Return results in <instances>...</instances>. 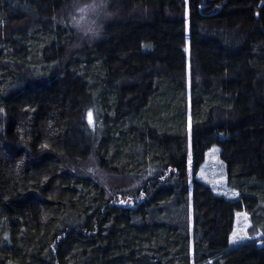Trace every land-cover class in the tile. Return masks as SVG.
Listing matches in <instances>:
<instances>
[{
	"label": "trees",
	"instance_id": "trees-1",
	"mask_svg": "<svg viewBox=\"0 0 264 264\" xmlns=\"http://www.w3.org/2000/svg\"><path fill=\"white\" fill-rule=\"evenodd\" d=\"M85 1L0 0V264H264V0Z\"/></svg>",
	"mask_w": 264,
	"mask_h": 264
},
{
	"label": "rangeland",
	"instance_id": "rangeland-1",
	"mask_svg": "<svg viewBox=\"0 0 264 264\" xmlns=\"http://www.w3.org/2000/svg\"><path fill=\"white\" fill-rule=\"evenodd\" d=\"M104 2V0L85 1L79 3L75 10L73 9L71 20L81 35L94 37L102 32L103 18L109 19L112 15L107 11V6ZM81 9H84V11H81ZM187 29L189 45V19H187ZM188 163L190 165V185L191 190H193L194 175L191 150ZM195 177L209 185L217 195L227 199H236L238 197L237 192L228 185L226 163L221 158V149L218 145H213L208 149ZM120 201L129 204L134 203L132 198L120 199ZM251 229L249 215L244 211H237L234 229L230 236V245L235 246L252 240H257L260 243L262 240H260L261 236L255 234Z\"/></svg>",
	"mask_w": 264,
	"mask_h": 264
},
{
	"label": "snow or ice",
	"instance_id": "snow-or-ice-1",
	"mask_svg": "<svg viewBox=\"0 0 264 264\" xmlns=\"http://www.w3.org/2000/svg\"><path fill=\"white\" fill-rule=\"evenodd\" d=\"M81 11H84V9H81ZM123 202V201H122Z\"/></svg>",
	"mask_w": 264,
	"mask_h": 264
}]
</instances>
